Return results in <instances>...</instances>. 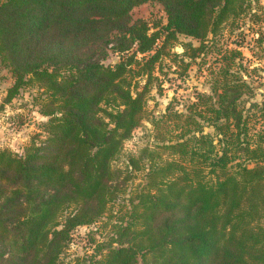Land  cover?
Instances as JSON below:
<instances>
[{
    "label": "trees",
    "instance_id": "obj_1",
    "mask_svg": "<svg viewBox=\"0 0 264 264\" xmlns=\"http://www.w3.org/2000/svg\"><path fill=\"white\" fill-rule=\"evenodd\" d=\"M146 1L163 5L165 23L132 18ZM261 1L0 0V56L12 77L0 113L35 86L46 118L45 136L24 150L0 146V264H69L74 232L104 218L145 154L143 188L126 210L133 219H117L105 241L90 235L91 253L74 264H264V107L238 104L250 90L240 50L217 59L216 98L199 93L186 114L170 105L152 119L156 144L115 163L145 116L157 63L178 56L169 49L179 34L200 41L186 51L196 57L251 12L264 60ZM111 52L117 61H106ZM168 120L180 124L169 138Z\"/></svg>",
    "mask_w": 264,
    "mask_h": 264
},
{
    "label": "rangeland",
    "instance_id": "obj_2",
    "mask_svg": "<svg viewBox=\"0 0 264 264\" xmlns=\"http://www.w3.org/2000/svg\"><path fill=\"white\" fill-rule=\"evenodd\" d=\"M260 3L264 8V0ZM130 13L133 19H146L151 26L156 23L162 25L166 21V12L158 1H146L135 6ZM250 13H246L239 19L238 24L236 21L233 25H226L217 35L215 45L206 47L196 57H190L186 51L190 47L198 46L200 44L198 39L179 34L178 38L171 41L169 50L171 53H178V56L163 55L161 61L157 63L155 74L158 76V80L153 82L150 94L146 98L145 116L133 130L130 139L125 141L122 155L115 161L117 165L124 167L129 162L130 155L143 153L146 144H149L150 147L156 144V129L152 119L163 116L170 105L186 114L192 109V103L198 101L199 93L211 95L213 98L217 97V91L214 89L213 71L215 72L219 67L220 62L217 59L227 48L240 50L244 57L243 59L236 57L235 61H241L245 67H248V71L244 72V78L250 85V90L244 93L245 88H243V94L238 100L239 106L249 108L252 103H257L258 108L264 107V60L258 58L257 53L260 48L253 40L258 36V33L248 28L251 24ZM239 31L241 34H238ZM243 35L248 41L247 45H240L238 42ZM117 60L118 55L113 52L106 59L107 62ZM254 68L255 70H253ZM233 69L238 71V65H235ZM240 74H242L241 70ZM144 82L145 80L142 79L141 84ZM11 83L10 67L4 63L0 56V105L7 87ZM159 83L162 88L159 87ZM36 93L37 87L28 86L22 89L12 102L3 103L0 113V146L22 151L37 134L38 138L45 136L41 123L46 118L38 112V106L34 103ZM256 110L257 107L254 106L252 111ZM258 120V118L252 117L249 121L250 125L258 127ZM201 122L205 132L212 131V126L205 121L201 120ZM178 125H180L179 122H169L168 120L164 123L161 131L166 133V137L169 138L170 133L177 134L180 131ZM145 155L140 159L138 168L131 169L132 166H129L132 171L126 188L121 192L119 198L110 205L104 218L94 224L81 226L74 232L70 247L62 256L64 263L74 264L79 258V261H82L86 252L91 253L92 246L88 242L90 235L105 241L109 232L112 231V224L117 219L121 216H124L125 220L133 219L126 216V210L130 209L132 205L131 198L134 192L143 188L141 185L144 183L149 169ZM212 176L208 174V177Z\"/></svg>",
    "mask_w": 264,
    "mask_h": 264
}]
</instances>
